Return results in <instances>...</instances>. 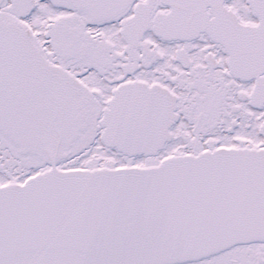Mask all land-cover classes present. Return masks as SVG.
Listing matches in <instances>:
<instances>
[{"label": "snow or ice", "instance_id": "1", "mask_svg": "<svg viewBox=\"0 0 264 264\" xmlns=\"http://www.w3.org/2000/svg\"><path fill=\"white\" fill-rule=\"evenodd\" d=\"M0 264H264V0H0Z\"/></svg>", "mask_w": 264, "mask_h": 264}]
</instances>
